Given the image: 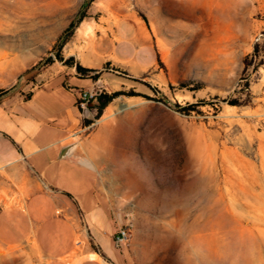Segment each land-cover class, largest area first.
Returning a JSON list of instances; mask_svg holds the SVG:
<instances>
[{
	"label": "rangeland",
	"instance_id": "rangeland-1",
	"mask_svg": "<svg viewBox=\"0 0 264 264\" xmlns=\"http://www.w3.org/2000/svg\"><path fill=\"white\" fill-rule=\"evenodd\" d=\"M127 15L149 26L162 64L85 136L98 188L129 228V264H264V66L251 97L241 92L264 0H0V95H28L64 65L58 53L73 57ZM0 264L39 262L28 245L0 248Z\"/></svg>",
	"mask_w": 264,
	"mask_h": 264
},
{
	"label": "crops",
	"instance_id": "crops-1",
	"mask_svg": "<svg viewBox=\"0 0 264 264\" xmlns=\"http://www.w3.org/2000/svg\"><path fill=\"white\" fill-rule=\"evenodd\" d=\"M73 57L99 79L54 64L28 95L0 100V248L30 245L39 264H129L127 241L116 240L124 224L98 188L78 102L83 91L132 88L157 69L161 52L149 26L127 15Z\"/></svg>",
	"mask_w": 264,
	"mask_h": 264
},
{
	"label": "trees",
	"instance_id": "trees-1",
	"mask_svg": "<svg viewBox=\"0 0 264 264\" xmlns=\"http://www.w3.org/2000/svg\"><path fill=\"white\" fill-rule=\"evenodd\" d=\"M82 20L83 18L80 19V21ZM263 38H264V31H263ZM66 40H67V33L64 36H62L59 49L63 47V45L66 43ZM56 59L62 62L66 66L76 67L77 73L79 74L81 78L89 77L93 80L99 79V74L95 73V71L93 70L82 67L73 57L65 59L60 53H58L56 55ZM159 64H162L161 60L159 61ZM243 65H244L243 78H242L243 83L241 86V92L244 93L246 97H251V89H250L251 81L249 79V75L251 73H255L258 75L260 68L264 66V44L263 45L256 44L253 52L250 55L245 57L243 61ZM8 93L9 92L2 93L0 95V100L10 96V94ZM123 96L134 97V96H137V94L134 93L133 91L132 92L119 91V92H115L112 94L102 93L100 96L96 97L93 100V103L95 104L94 109H96V114L90 115L89 117H84V126L86 127L92 126L97 120H99L103 116L105 110L115 100ZM161 101L164 102L165 104H168L166 98L161 99ZM229 104L232 106L241 105V103H239L238 101H231L229 102ZM198 106H199L198 104H195V105H190L185 108H180V107L178 108H180V110L183 112H189V111L196 109Z\"/></svg>",
	"mask_w": 264,
	"mask_h": 264
},
{
	"label": "built area",
	"instance_id": "built-area-1",
	"mask_svg": "<svg viewBox=\"0 0 264 264\" xmlns=\"http://www.w3.org/2000/svg\"><path fill=\"white\" fill-rule=\"evenodd\" d=\"M101 94L102 92L96 89L93 91H88V92L83 91L80 93V99H79L78 105L80 109H82L83 117H85V111L89 109V104L93 103V100L96 97L100 96ZM91 110H94L96 114V109L92 108L90 109V112ZM128 238H129V228L126 225H124L120 228L119 233L116 237V240L118 243H121V242H126Z\"/></svg>",
	"mask_w": 264,
	"mask_h": 264
},
{
	"label": "water",
	"instance_id": "water-1",
	"mask_svg": "<svg viewBox=\"0 0 264 264\" xmlns=\"http://www.w3.org/2000/svg\"><path fill=\"white\" fill-rule=\"evenodd\" d=\"M95 107V104L94 103H90L89 104V109H87L86 111H85V117H89L90 115H91V113H90V109H92V108H94ZM75 146H71V147H69V150L70 149H73Z\"/></svg>",
	"mask_w": 264,
	"mask_h": 264
},
{
	"label": "bare ground",
	"instance_id": "bare-ground-1",
	"mask_svg": "<svg viewBox=\"0 0 264 264\" xmlns=\"http://www.w3.org/2000/svg\"><path fill=\"white\" fill-rule=\"evenodd\" d=\"M189 2H192L194 4V6L195 5L199 6V4L202 2V0H189ZM197 8H199L201 10L203 9L202 7H197Z\"/></svg>",
	"mask_w": 264,
	"mask_h": 264
}]
</instances>
